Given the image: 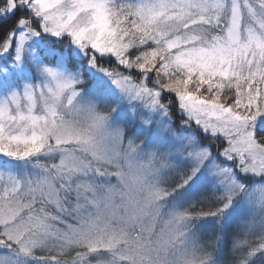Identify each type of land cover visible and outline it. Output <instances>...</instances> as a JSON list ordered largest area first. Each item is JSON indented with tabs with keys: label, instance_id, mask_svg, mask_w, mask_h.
I'll return each mask as SVG.
<instances>
[{
	"label": "snow or ice",
	"instance_id": "obj_1",
	"mask_svg": "<svg viewBox=\"0 0 264 264\" xmlns=\"http://www.w3.org/2000/svg\"><path fill=\"white\" fill-rule=\"evenodd\" d=\"M0 264H264V0H0Z\"/></svg>",
	"mask_w": 264,
	"mask_h": 264
}]
</instances>
